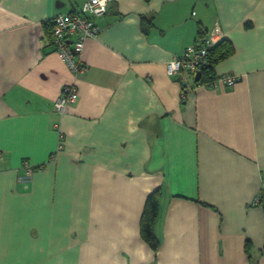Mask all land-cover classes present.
Segmentation results:
<instances>
[{"label":"crops","instance_id":"0c3cea01","mask_svg":"<svg viewBox=\"0 0 264 264\" xmlns=\"http://www.w3.org/2000/svg\"><path fill=\"white\" fill-rule=\"evenodd\" d=\"M85 1L0 0V264H264V0H112L76 74L52 24ZM216 25L238 81L184 92L168 64Z\"/></svg>","mask_w":264,"mask_h":264},{"label":"built area","instance_id":"2783aa9c","mask_svg":"<svg viewBox=\"0 0 264 264\" xmlns=\"http://www.w3.org/2000/svg\"><path fill=\"white\" fill-rule=\"evenodd\" d=\"M112 0H86L79 12L72 14H58L53 19L52 44L55 52L65 64L76 74L83 73L85 67L80 63L86 42L95 39L101 29L95 23V19L107 14ZM225 39L224 32L216 25L205 41L200 45L187 47L183 54L174 58L167 67L170 76H179L185 87H193L190 77L195 78L197 72L209 66V55L211 51ZM238 81L235 75H222L207 85L218 89L220 86L231 88ZM200 86V85H198ZM79 99V90L74 85H67L62 89L61 97L55 103V109L63 113L65 107L74 105ZM64 139L60 136L59 150L64 148ZM27 174L21 178L22 182L31 179L32 169L25 163ZM264 192V185H263ZM256 199V203H258Z\"/></svg>","mask_w":264,"mask_h":264},{"label":"trees","instance_id":"16d2710c","mask_svg":"<svg viewBox=\"0 0 264 264\" xmlns=\"http://www.w3.org/2000/svg\"><path fill=\"white\" fill-rule=\"evenodd\" d=\"M154 15L151 16H143L141 17V27L142 31L148 33L150 28L154 25ZM53 25V24H52ZM199 35H202V30L199 31ZM204 39V38H203ZM202 39V40H203ZM205 39L202 41V43ZM52 42V38H51ZM234 54V48L231 43L226 42L225 40L220 43L217 47H215L210 55H209V66L205 67L201 72V79L199 82H195L196 86L203 85L207 86L211 82H213L217 76L215 73V69L218 64L222 61L230 58ZM184 92L186 91V87H183ZM183 103V102H182ZM42 167H40L41 169ZM162 192L161 190H156L152 192L146 201L144 212L142 214L141 223H140V232L141 237L146 244L154 251L157 252L160 246V242L155 234V224L158 217L159 212V200ZM258 203L256 205L264 206V192L258 196ZM249 249V244L247 246Z\"/></svg>","mask_w":264,"mask_h":264},{"label":"water","instance_id":"95a60500","mask_svg":"<svg viewBox=\"0 0 264 264\" xmlns=\"http://www.w3.org/2000/svg\"><path fill=\"white\" fill-rule=\"evenodd\" d=\"M200 79H201V72H197V74H196L194 80H195V82H199Z\"/></svg>","mask_w":264,"mask_h":264},{"label":"rangeland","instance_id":"374dc122","mask_svg":"<svg viewBox=\"0 0 264 264\" xmlns=\"http://www.w3.org/2000/svg\"><path fill=\"white\" fill-rule=\"evenodd\" d=\"M110 6V5H109ZM106 15V14H105Z\"/></svg>","mask_w":264,"mask_h":264},{"label":"clouds","instance_id":"9594fccd","mask_svg":"<svg viewBox=\"0 0 264 264\" xmlns=\"http://www.w3.org/2000/svg\"><path fill=\"white\" fill-rule=\"evenodd\" d=\"M203 86V85H202Z\"/></svg>","mask_w":264,"mask_h":264}]
</instances>
